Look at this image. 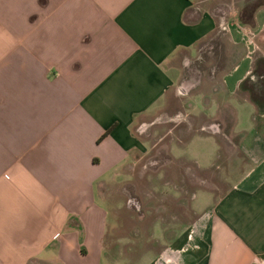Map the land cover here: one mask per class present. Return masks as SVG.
Returning a JSON list of instances; mask_svg holds the SVG:
<instances>
[{"label": "crops", "instance_id": "0c3cea01", "mask_svg": "<svg viewBox=\"0 0 264 264\" xmlns=\"http://www.w3.org/2000/svg\"><path fill=\"white\" fill-rule=\"evenodd\" d=\"M221 7L224 91L264 85V0H0V264H105L101 187L142 149L133 123L173 87L170 60L218 32ZM235 108L247 169L216 200L197 192L191 226L138 264H264V134L252 101ZM199 139L214 145L209 165L190 156L206 169L218 144L185 141Z\"/></svg>", "mask_w": 264, "mask_h": 264}, {"label": "rangeland", "instance_id": "374dc122", "mask_svg": "<svg viewBox=\"0 0 264 264\" xmlns=\"http://www.w3.org/2000/svg\"><path fill=\"white\" fill-rule=\"evenodd\" d=\"M227 16L226 7L219 8L217 20L227 22ZM225 32L175 54L167 66L173 87L134 121L143 147L100 190L107 210L105 264H138L145 256L154 258L194 222L197 192H209L216 200L247 169L238 145L241 132L235 131V107L238 101H252L254 126L264 134V85L246 82L234 94L224 91L222 76L233 63L223 59ZM257 38L264 49V32ZM209 104H216V110L208 109ZM211 134L218 152L212 164L201 169L190 156L209 165L215 154L213 142L199 139L187 145L185 140ZM183 142L178 157L171 147Z\"/></svg>", "mask_w": 264, "mask_h": 264}, {"label": "built area", "instance_id": "2783aa9c", "mask_svg": "<svg viewBox=\"0 0 264 264\" xmlns=\"http://www.w3.org/2000/svg\"><path fill=\"white\" fill-rule=\"evenodd\" d=\"M227 29V22L225 21V19L219 21L218 24V32H225Z\"/></svg>", "mask_w": 264, "mask_h": 264}]
</instances>
